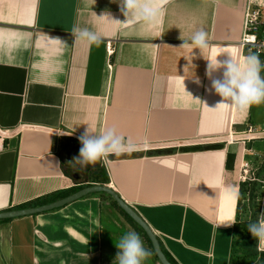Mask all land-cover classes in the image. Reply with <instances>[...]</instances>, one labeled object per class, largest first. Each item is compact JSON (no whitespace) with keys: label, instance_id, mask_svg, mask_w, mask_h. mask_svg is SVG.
I'll use <instances>...</instances> for the list:
<instances>
[{"label":"crops","instance_id":"obj_1","mask_svg":"<svg viewBox=\"0 0 264 264\" xmlns=\"http://www.w3.org/2000/svg\"><path fill=\"white\" fill-rule=\"evenodd\" d=\"M248 1L168 0L150 26L97 17L124 22L120 0H0V129L11 131L0 141V210L82 182L85 168L70 163L79 154L69 159L72 146L62 148L63 138L81 148L87 125L115 127L135 148L101 161L105 185L177 264H232L236 223L217 227L238 218V145L229 135L264 128V104L216 108L221 97L205 58L248 54L239 43ZM74 26L105 38L99 45L75 41ZM200 28L209 48L180 47V36L189 40ZM259 57L264 62V53ZM222 78L223 69L213 73ZM228 152L235 153L232 168ZM113 200L92 192L0 221V264H114L115 244L133 230L152 252L143 264H161L144 230Z\"/></svg>","mask_w":264,"mask_h":264},{"label":"clouds","instance_id":"obj_2","mask_svg":"<svg viewBox=\"0 0 264 264\" xmlns=\"http://www.w3.org/2000/svg\"><path fill=\"white\" fill-rule=\"evenodd\" d=\"M167 3L168 0H120L121 12L125 17L124 22L113 19L109 13H104L101 16L94 14L100 19H107L109 22L122 25L143 22L152 26ZM71 33L75 37V41H81L88 45H99L105 38L104 33L86 26H74ZM180 39L183 41L180 47L192 46V50L199 49L200 52L202 49L210 47L209 34L203 28L196 30L189 40H185L182 36ZM49 42L55 45H65L59 38L49 37ZM222 54L226 58L219 60L218 57ZM193 59L192 55L191 66H193ZM205 59L208 61L206 75L211 80V88L221 97L216 108L234 106L240 111H246L253 106L264 104V75L261 74L264 72V62L261 61L258 53L249 49L248 54L241 58L232 52L222 51L214 58ZM221 69H223V78L213 79V73ZM181 78L184 85L185 78ZM195 82L200 83L198 78H195ZM79 141L82 145L79 156L70 163L92 165L103 161L107 164L110 156H119L135 148L131 139H126L115 127H105L97 131L87 125L84 133L79 137ZM235 223V220H232L217 227L221 225L230 227ZM247 229L258 243H264V213H260L255 221L249 222ZM115 245L119 251L114 264H143L152 255V252L144 247L139 233L134 230L123 234Z\"/></svg>","mask_w":264,"mask_h":264},{"label":"rangeland","instance_id":"obj_3","mask_svg":"<svg viewBox=\"0 0 264 264\" xmlns=\"http://www.w3.org/2000/svg\"><path fill=\"white\" fill-rule=\"evenodd\" d=\"M257 126L252 132L247 131L242 138L232 141L238 145V162L235 168L240 183H246L232 247V264H252L251 248L264 250V243H254L247 224L255 221L260 213H264V128ZM237 136V135H236ZM80 164L76 169L82 168ZM81 170V169H80ZM255 184V188L253 187ZM245 243V244H244Z\"/></svg>","mask_w":264,"mask_h":264},{"label":"water","instance_id":"obj_4","mask_svg":"<svg viewBox=\"0 0 264 264\" xmlns=\"http://www.w3.org/2000/svg\"><path fill=\"white\" fill-rule=\"evenodd\" d=\"M79 150L80 148L78 145L72 146L70 150L67 151L68 158L72 159L73 157L78 155ZM75 176L78 177L77 174H75ZM92 192L108 193L120 206V208H122V210L126 214H128L144 230L145 234L148 236V238L151 241L153 250L159 262L161 264H174L166 256L165 252L163 251L160 245L158 237L152 231V229L146 223V221L136 212V210L132 206L127 204L110 186H107L105 184L95 183V184L85 185L66 196L36 206L18 207V208L0 210V220L11 219L14 217H19L24 215L37 214L40 212L59 208Z\"/></svg>","mask_w":264,"mask_h":264},{"label":"trees","instance_id":"obj_5","mask_svg":"<svg viewBox=\"0 0 264 264\" xmlns=\"http://www.w3.org/2000/svg\"><path fill=\"white\" fill-rule=\"evenodd\" d=\"M77 143L78 142H76L72 138L66 137V138H63V140L61 142V146H62V148H66L69 146H73ZM234 159H235V153L234 152H228L227 160H226V166L228 168H232ZM83 166H84L83 168H85L86 176L82 182H78L79 184L77 183L76 185H73L69 188L56 190V191H53V192L46 194L44 196L35 198L33 200L26 201V202L20 204L18 207H29V206H36V205L44 204V203L53 201L55 199H58L60 197L66 196V195L74 192L75 190H77V189H79L85 185H90V184H95V183H99V184L108 183L109 177H108V174H107L105 167L101 164V161L97 162L96 164L83 165ZM246 185H247L246 183L242 182V183H240V186H239L238 213H239L240 201L242 199V193H244V189H245ZM253 187L255 188V184H253ZM113 203L115 206L120 208L119 205L114 200H113ZM124 214L134 224L137 225V223L131 217H129L125 212H124ZM4 220H9V219H4ZM4 220H0V221H4ZM236 223H237V221H236ZM137 226L140 230H142V228L139 225H137ZM235 227H236V224L234 226V229H235ZM144 236H145L146 240L149 242V244L152 246L150 239L148 238V236L145 233H144ZM251 239L254 241V243H256L257 240L253 236H251ZM233 240H234V238H233ZM165 254L171 262H173L174 264H177L174 261V259L171 258V256H169V254H167L166 252H165ZM250 254L252 257V259H251L252 264H264V250L258 251L257 249H255V246H254L253 248H251Z\"/></svg>","mask_w":264,"mask_h":264},{"label":"built area","instance_id":"obj_6","mask_svg":"<svg viewBox=\"0 0 264 264\" xmlns=\"http://www.w3.org/2000/svg\"><path fill=\"white\" fill-rule=\"evenodd\" d=\"M239 43L244 51L248 52L251 49L259 55L264 53V0L248 1L244 10V30ZM108 48V52L111 54L113 49L110 44ZM253 130V128L249 127L243 132L230 133V141H235L236 137L242 138L241 136L247 131L252 132ZM9 133H11L10 130L0 129V141L3 140L4 135Z\"/></svg>","mask_w":264,"mask_h":264}]
</instances>
